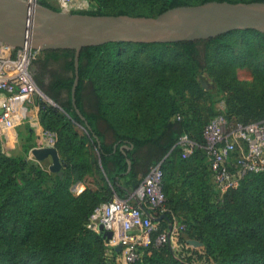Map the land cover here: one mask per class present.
<instances>
[{
    "label": "trees",
    "instance_id": "1",
    "mask_svg": "<svg viewBox=\"0 0 264 264\" xmlns=\"http://www.w3.org/2000/svg\"><path fill=\"white\" fill-rule=\"evenodd\" d=\"M86 1L96 10L77 14L155 17L174 7L210 1L264 3ZM237 37L254 60L255 81L262 90L247 92L243 109L249 120L238 118L227 103L223 113L242 123L264 120V60L258 57L256 47L258 42L264 43V35L255 31L173 44L108 43L83 48L75 90L78 113L71 94L74 51L43 52L36 79L33 66L31 73L55 107L37 102L38 118L44 131L56 134V147L64 157L62 169L60 174L48 173L0 148V264H190L178 258L168 242L155 245L168 222L176 218L178 208L185 213L179 222L185 228L178 244L185 245L186 234L201 244V258L211 264H264V172L247 176L238 188L225 193L221 204H213L211 199L218 194L210 184L202 148L205 125L221 111L210 115L199 103L205 91L197 76L210 60L214 64L224 44ZM230 79L233 82L221 80L223 85L217 80L216 89L207 93L217 101L221 93L234 92L237 87L232 73ZM216 91L220 93L217 98ZM184 135L195 144L186 157L177 144ZM158 163L163 172L166 218L150 236L141 257L117 263L122 251L112 247L105 256L102 247L106 238L102 232L86 228L88 218L100 204L129 194V185L135 189ZM87 173L98 174L102 185L94 193L85 189L74 197L70 186ZM151 213L161 215L160 210Z\"/></svg>",
    "mask_w": 264,
    "mask_h": 264
},
{
    "label": "built area",
    "instance_id": "2",
    "mask_svg": "<svg viewBox=\"0 0 264 264\" xmlns=\"http://www.w3.org/2000/svg\"><path fill=\"white\" fill-rule=\"evenodd\" d=\"M50 1H56L64 9L74 7V0ZM39 54L40 51L28 46L14 48L0 43V140L14 137L18 126L26 123L18 117L17 102L22 100L35 108L37 97L43 96L31 73ZM224 108L205 125V144L202 147L210 169V184L220 198L238 188L247 176L264 172V120L238 122L226 117ZM47 137L48 146H53L54 138L49 134ZM177 144L183 149L184 157L192 153L195 145L186 135L181 136ZM162 179L161 163H158L149 169L134 191L123 198L114 196L111 201L97 206L90 214L86 228L97 232L102 227L103 232H111V238L106 239L105 245L109 248L120 245L125 261L138 259L163 220L157 222L155 219L167 211ZM75 190H78L77 186ZM154 210H160L161 215L152 214ZM184 228L173 217L168 227L158 235L156 243L161 245L174 238L178 244Z\"/></svg>",
    "mask_w": 264,
    "mask_h": 264
},
{
    "label": "water",
    "instance_id": "3",
    "mask_svg": "<svg viewBox=\"0 0 264 264\" xmlns=\"http://www.w3.org/2000/svg\"><path fill=\"white\" fill-rule=\"evenodd\" d=\"M234 31H255L264 35V3L210 1L174 7L155 17H148L71 14L57 11L40 2L0 0V43L14 48L28 46L40 52L74 51L75 77L71 94L77 113L75 90L78 84L79 55L83 48L108 43L193 42L213 39ZM31 155L37 162L50 157L48 170L60 174L61 163L55 147L33 148ZM165 218L163 215L155 220L159 222ZM99 231L107 239L111 238V232H103L102 227ZM187 244L201 246L195 240H188ZM116 249L121 251L122 247L117 245Z\"/></svg>",
    "mask_w": 264,
    "mask_h": 264
},
{
    "label": "rangeland",
    "instance_id": "4",
    "mask_svg": "<svg viewBox=\"0 0 264 264\" xmlns=\"http://www.w3.org/2000/svg\"><path fill=\"white\" fill-rule=\"evenodd\" d=\"M40 1H42L43 3L50 6V8H53L57 11H63L71 14L93 12L96 10L95 5L86 0H74V7L72 9L62 8L56 1L39 0V2ZM256 47L258 50V57L260 58L261 61L264 60V43L258 42ZM43 57H44L43 52H40L38 58L34 61L32 65L35 79L38 71L37 62L40 61ZM249 57H250L249 51L245 49L243 45V41L239 37L234 38V40L231 43L224 44V50L221 51V55L216 54V61L214 62V64H213V59L210 60V62H208L206 70L197 76L199 85L203 88V91H205L203 92L202 98L200 99L199 103L205 109H208L210 115L215 114L214 111L216 112L217 110L222 111L223 107L225 106V103H227L228 108L234 113H236L238 115V118L249 120L247 118L248 115L247 112L243 109L244 101H246L247 98V92L262 90L259 84L255 81L257 74H255L253 70L254 60L253 58L251 57L249 58ZM31 72H32V67H31ZM231 73L233 74L235 86L237 87V89L234 92L231 93L228 92L225 94L222 93L220 94L219 92L216 91L215 97L217 98L218 96L217 93H219L220 96L219 98H217V101H215L216 99L212 98L207 92L210 89H216L217 80L221 85L225 84L222 81H227L228 79H229V83L233 82V80L230 79ZM259 78L262 79L261 77ZM42 95H43L42 97H37L35 108H31L27 106L22 100H19L17 102L18 117L22 118L24 121H26V123L25 125L22 123L18 126V131L15 132L14 137L11 136L0 140V148L8 156H13L19 159H25L28 162H33L32 160H29L26 157L29 156L33 157L31 155V150L33 148H36L38 146L45 147L49 145L47 141V139H49L47 137L48 134L52 135V137L54 138V145L52 147H55L57 149L56 134L53 132L44 131L39 123L37 102L44 101L46 103H49L51 106L55 107L43 93ZM253 117L260 118L258 114H254ZM27 127L31 129L32 131L31 133H29ZM76 129L79 132H82L79 127ZM57 152L61 163V160L64 158L63 154L61 155L58 149ZM23 154L26 157L23 156ZM34 163L44 168L48 173H51L48 170L49 165H47V163L43 161H41L40 164L36 162ZM61 169H62V164H61ZM100 185H102V182L98 174L95 175L93 173H87L85 174L84 178L81 181H76L70 186V192L74 197H78L85 189L92 193L96 192ZM76 186L78 187V190H75ZM129 187L132 191H134V188L132 186L129 185ZM79 189L81 190L79 191ZM211 202L213 204H218V203L221 204L223 202V197L220 198L218 196L217 197L213 196ZM174 215L176 216L177 221L181 222L182 219H184L185 213L182 209L178 208L175 210ZM159 227L160 226H158V228ZM161 227L163 228V225H161ZM184 238L187 241L192 240L189 237H187L186 234L184 235ZM167 242L168 244L171 245V247H173L176 256L180 259H183V261H187L190 264H211L210 262L206 261L205 258H201V256L203 255L202 246L190 248L189 245L186 244L187 243L186 242L185 245L182 244L181 247H179L178 249L175 248L177 242L175 241L174 238H171L170 241L167 240ZM155 245L158 246L156 240H155ZM93 246L96 248L98 247V245L96 244H93ZM102 248L104 251V255L108 256L110 254V250H109L110 248L107 247L105 244ZM116 262L117 263L126 262L123 258L122 253H120V255L116 258Z\"/></svg>",
    "mask_w": 264,
    "mask_h": 264
},
{
    "label": "crops",
    "instance_id": "5",
    "mask_svg": "<svg viewBox=\"0 0 264 264\" xmlns=\"http://www.w3.org/2000/svg\"><path fill=\"white\" fill-rule=\"evenodd\" d=\"M27 129H28V131H29V133H31L32 131H31V129H29L28 127H27ZM37 130V129H36ZM36 148H40L39 146L38 147H36ZM22 155V154H21ZM23 156H25L24 154H23ZM26 157V156H25ZM27 159H29V160H32L33 162H36V163H41V162H37L33 157H31V156H29V157H26ZM43 162H45V163H47V165H50L51 164V159H50V157H48L47 159H45ZM175 248H178L179 249V247H178V244H176L175 245Z\"/></svg>",
    "mask_w": 264,
    "mask_h": 264
}]
</instances>
